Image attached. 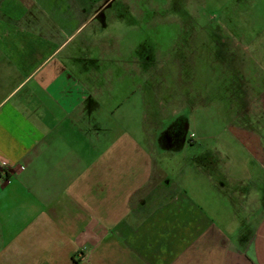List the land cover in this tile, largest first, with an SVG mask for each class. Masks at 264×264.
<instances>
[{
	"label": "crops",
	"instance_id": "crops-1",
	"mask_svg": "<svg viewBox=\"0 0 264 264\" xmlns=\"http://www.w3.org/2000/svg\"><path fill=\"white\" fill-rule=\"evenodd\" d=\"M102 1L0 0V264H264V82L242 156L169 178L103 102Z\"/></svg>",
	"mask_w": 264,
	"mask_h": 264
},
{
	"label": "rangeland",
	"instance_id": "rangeland-1",
	"mask_svg": "<svg viewBox=\"0 0 264 264\" xmlns=\"http://www.w3.org/2000/svg\"><path fill=\"white\" fill-rule=\"evenodd\" d=\"M102 6L91 26L104 25L111 47L103 102L143 144L153 142L157 170L192 176L202 158L241 157L230 127L237 118L247 121L236 114L246 107L248 87L264 82V0H103ZM178 119L186 146H155Z\"/></svg>",
	"mask_w": 264,
	"mask_h": 264
},
{
	"label": "flooded vegetation",
	"instance_id": "flooded-vegetation-1",
	"mask_svg": "<svg viewBox=\"0 0 264 264\" xmlns=\"http://www.w3.org/2000/svg\"><path fill=\"white\" fill-rule=\"evenodd\" d=\"M185 124L182 119L174 120L161 135V140L166 143H174L185 136Z\"/></svg>",
	"mask_w": 264,
	"mask_h": 264
},
{
	"label": "built area",
	"instance_id": "built-area-1",
	"mask_svg": "<svg viewBox=\"0 0 264 264\" xmlns=\"http://www.w3.org/2000/svg\"><path fill=\"white\" fill-rule=\"evenodd\" d=\"M191 136L193 137L194 135L192 134Z\"/></svg>",
	"mask_w": 264,
	"mask_h": 264
}]
</instances>
